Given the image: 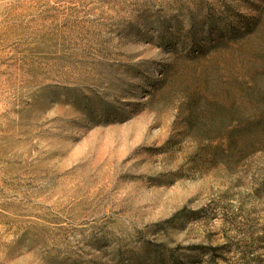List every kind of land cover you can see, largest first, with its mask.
Segmentation results:
<instances>
[{
  "label": "rangeland",
  "instance_id": "1",
  "mask_svg": "<svg viewBox=\"0 0 264 264\" xmlns=\"http://www.w3.org/2000/svg\"><path fill=\"white\" fill-rule=\"evenodd\" d=\"M0 264H264V0H0Z\"/></svg>",
  "mask_w": 264,
  "mask_h": 264
}]
</instances>
